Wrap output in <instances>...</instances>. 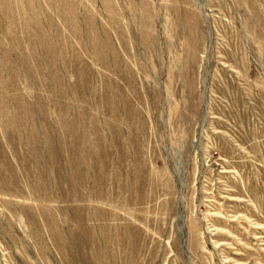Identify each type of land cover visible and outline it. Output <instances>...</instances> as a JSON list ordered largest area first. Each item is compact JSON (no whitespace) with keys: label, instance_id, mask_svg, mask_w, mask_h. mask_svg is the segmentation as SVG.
<instances>
[{"label":"rangeland","instance_id":"374dc122","mask_svg":"<svg viewBox=\"0 0 264 264\" xmlns=\"http://www.w3.org/2000/svg\"><path fill=\"white\" fill-rule=\"evenodd\" d=\"M0 264H264V0H0Z\"/></svg>","mask_w":264,"mask_h":264}]
</instances>
